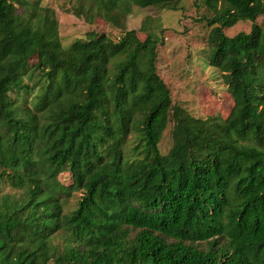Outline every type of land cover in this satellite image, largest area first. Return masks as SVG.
<instances>
[{
    "label": "trees",
    "instance_id": "16d2710c",
    "mask_svg": "<svg viewBox=\"0 0 264 264\" xmlns=\"http://www.w3.org/2000/svg\"><path fill=\"white\" fill-rule=\"evenodd\" d=\"M43 1L0 0V264H264V0H204L226 118L173 104L153 32L65 48ZM133 5L175 0L74 9L123 27ZM240 21L251 31L227 35Z\"/></svg>",
    "mask_w": 264,
    "mask_h": 264
},
{
    "label": "rangeland",
    "instance_id": "374dc122",
    "mask_svg": "<svg viewBox=\"0 0 264 264\" xmlns=\"http://www.w3.org/2000/svg\"><path fill=\"white\" fill-rule=\"evenodd\" d=\"M78 0H44L43 4L56 11L62 44L69 48L77 39L88 38L89 32L106 34L119 40L125 30L136 29L141 38L153 32L162 44L157 61L158 71L169 86L173 104L181 105L192 115L207 117L220 115L228 117L235 106V100L219 71L210 65L208 58V36L212 26L207 19L215 13L206 6L204 0H175V8L132 6L131 13L119 27L108 22L103 11L95 13L92 22L75 13ZM264 25V16L257 18ZM251 21H240L233 27L225 28L229 36L241 31L250 32ZM169 125L161 142V150L167 152L171 146ZM61 182L70 186L71 173L65 170L60 175ZM3 185L4 191H10ZM79 193L74 192L67 210L76 206Z\"/></svg>",
    "mask_w": 264,
    "mask_h": 264
}]
</instances>
